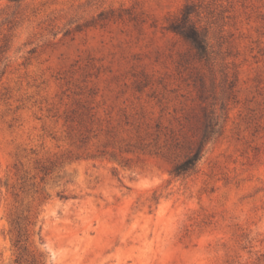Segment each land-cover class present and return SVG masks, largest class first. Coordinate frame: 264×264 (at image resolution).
I'll use <instances>...</instances> for the list:
<instances>
[{"label": "rangeland", "instance_id": "1", "mask_svg": "<svg viewBox=\"0 0 264 264\" xmlns=\"http://www.w3.org/2000/svg\"><path fill=\"white\" fill-rule=\"evenodd\" d=\"M0 264H264V0H0Z\"/></svg>", "mask_w": 264, "mask_h": 264}, {"label": "trees", "instance_id": "2", "mask_svg": "<svg viewBox=\"0 0 264 264\" xmlns=\"http://www.w3.org/2000/svg\"><path fill=\"white\" fill-rule=\"evenodd\" d=\"M192 9L188 6L183 10L182 18L175 24L174 29L181 33L185 38L190 40L197 50L198 54L206 59L210 58L211 52L207 42L206 34L197 28L191 21L190 15ZM215 125L212 123L207 124L203 139L200 142L196 151L191 153L184 161L178 163L173 168L172 174L175 177H183L194 172L203 157V149L206 142H208L215 133Z\"/></svg>", "mask_w": 264, "mask_h": 264}]
</instances>
